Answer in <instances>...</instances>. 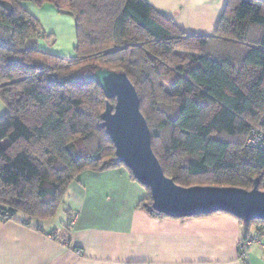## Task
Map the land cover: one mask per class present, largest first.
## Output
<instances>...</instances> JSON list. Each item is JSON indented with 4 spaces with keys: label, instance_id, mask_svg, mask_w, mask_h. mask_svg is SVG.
I'll return each mask as SVG.
<instances>
[{
    "label": "trees",
    "instance_id": "16d2710c",
    "mask_svg": "<svg viewBox=\"0 0 264 264\" xmlns=\"http://www.w3.org/2000/svg\"><path fill=\"white\" fill-rule=\"evenodd\" d=\"M27 2L74 16V57L29 46L46 33ZM100 68L127 73L178 185L252 190L259 178L264 190V150L245 145L264 111L263 1L228 0L215 34L197 36L146 0H0V217L50 220L80 174L126 167L101 127L105 93L86 79ZM145 189L138 207L168 218ZM248 226L264 236V220Z\"/></svg>",
    "mask_w": 264,
    "mask_h": 264
},
{
    "label": "crops",
    "instance_id": "0c3cea01",
    "mask_svg": "<svg viewBox=\"0 0 264 264\" xmlns=\"http://www.w3.org/2000/svg\"><path fill=\"white\" fill-rule=\"evenodd\" d=\"M146 1L186 34L197 36L215 34L228 2ZM23 6L45 33H54L52 22L66 18L75 24L77 34L71 13L51 4ZM29 46L49 51L44 38L33 39ZM61 55L71 58L75 52ZM7 111L0 96V119ZM145 197V187L124 166L85 171L71 184L63 204L68 221L54 223L52 218L25 225L0 217V264H264V253L256 244L247 257H240L241 241L249 229L251 235L257 233L255 226L249 228L226 212L180 219L153 217L138 207Z\"/></svg>",
    "mask_w": 264,
    "mask_h": 264
},
{
    "label": "water",
    "instance_id": "95a60500",
    "mask_svg": "<svg viewBox=\"0 0 264 264\" xmlns=\"http://www.w3.org/2000/svg\"><path fill=\"white\" fill-rule=\"evenodd\" d=\"M86 79L103 89L107 101L101 127L114 143L119 162L150 189L157 212L175 219L226 212L247 224L264 220V190L260 189L259 178L252 190H246L211 185L184 187L165 175L152 148L151 130L141 111L139 94L127 73L100 68Z\"/></svg>",
    "mask_w": 264,
    "mask_h": 264
},
{
    "label": "rangeland",
    "instance_id": "374dc122",
    "mask_svg": "<svg viewBox=\"0 0 264 264\" xmlns=\"http://www.w3.org/2000/svg\"><path fill=\"white\" fill-rule=\"evenodd\" d=\"M50 23V22H49ZM51 24V23H50ZM55 32L47 33L44 41L48 44L49 51L47 53L54 54L61 57H66L61 55L65 53L70 55L75 52V46L77 41V34L75 32V24L70 23L68 19H60L58 22H52ZM54 34V35H52ZM76 39V41H75ZM68 58V57H67ZM65 206L63 205L57 215L54 217V223H60L68 221V215L65 212Z\"/></svg>",
    "mask_w": 264,
    "mask_h": 264
},
{
    "label": "built area",
    "instance_id": "2783aa9c",
    "mask_svg": "<svg viewBox=\"0 0 264 264\" xmlns=\"http://www.w3.org/2000/svg\"><path fill=\"white\" fill-rule=\"evenodd\" d=\"M245 145L248 148L264 150V111L261 115L259 123L252 127L249 131ZM264 184V179L262 181ZM258 245L264 253V236L249 235L245 237L240 244V257H247L251 246Z\"/></svg>",
    "mask_w": 264,
    "mask_h": 264
}]
</instances>
